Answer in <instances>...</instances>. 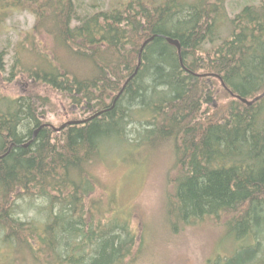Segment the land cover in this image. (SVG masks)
<instances>
[{"label": "trees", "instance_id": "obj_1", "mask_svg": "<svg viewBox=\"0 0 264 264\" xmlns=\"http://www.w3.org/2000/svg\"><path fill=\"white\" fill-rule=\"evenodd\" d=\"M224 1L128 0L77 17L74 0H0L34 17L36 59L28 68L18 56L9 72L24 73L33 90L0 94L3 264H138L146 222L119 217L107 188L90 195L101 182L90 167L146 162L157 148L173 155L168 231L211 217L250 245L207 264H264V96L250 105L234 96L249 101L264 90V0L227 17L223 36ZM41 86L84 119L99 114L54 130L42 120ZM17 199H40L43 217H18Z\"/></svg>", "mask_w": 264, "mask_h": 264}, {"label": "rangeland", "instance_id": "obj_2", "mask_svg": "<svg viewBox=\"0 0 264 264\" xmlns=\"http://www.w3.org/2000/svg\"><path fill=\"white\" fill-rule=\"evenodd\" d=\"M74 1L77 17H81L94 9L117 7L128 0ZM245 2L256 4L260 0L224 1V15L219 19L221 35L228 34L227 17L237 12ZM1 6L0 50L5 55L3 67L0 69V94L13 99L23 96L28 89L33 90L28 85L31 80H28L24 73L11 76L9 72L18 56L28 68H33L35 64L36 59L32 55L34 34L31 29L34 17L26 11ZM45 40V36L38 40L42 42L40 52L50 59L47 47L43 45ZM22 42L24 46L21 45ZM39 93L46 101L43 105L42 119L46 125L57 128L65 122L77 121L73 120L75 116L82 121L88 117L87 113H81L80 108L69 104V101L57 91L41 86ZM144 157L146 162L132 163L114 158L97 167L95 165L90 167V173L101 179L100 184L94 186L90 195H101L107 188L108 194L113 198L112 209L119 214V217L128 216L131 224L138 227L141 223V214L146 222L149 242H146V252L143 260L141 259L138 264H207L217 259L220 260L219 263H223L225 258L232 257L236 252L250 245L247 242L234 241L231 237L227 238L226 225L217 223L218 221L211 217L194 222L176 233L168 231L166 218L162 220V216L165 194L171 189L168 180L170 175L168 176L167 173L171 174L173 171L171 165L173 155L168 148H157L149 150ZM40 201L35 199L32 206H27V201L17 199L15 203L20 208L18 217L26 220L41 219L43 214L37 212ZM0 264H3L1 260Z\"/></svg>", "mask_w": 264, "mask_h": 264}, {"label": "water", "instance_id": "obj_3", "mask_svg": "<svg viewBox=\"0 0 264 264\" xmlns=\"http://www.w3.org/2000/svg\"><path fill=\"white\" fill-rule=\"evenodd\" d=\"M149 39H151V38H149ZM149 39L145 40V41L141 44V47H140V49H139V56H140V52L142 51L144 45L146 44V42H147ZM167 40H168L169 43H171L172 45H174L175 48L177 49V53H178V57H179V61L181 62V59H180V46H179L178 42H177L176 40H172V39H170L169 37L167 38ZM138 64H139V58H138ZM137 66H138V65H137ZM129 79H130V78H128V80H129ZM125 84H126V83H125ZM125 84H124V85H125ZM234 96H235L236 98L240 99L243 103H245V104H247V105H250V104H252L253 102L257 101L258 99H260L261 97L264 96V90H263V92H261L259 95L255 96L253 99H251V100H249V101L246 100V99H244V98H241V97H239V96H236V95H234ZM97 114H99V113H95V114H93L92 116H90L89 118H87V119H85V120H83V121H82V120H77V121H69V122H65V123L61 124V125H60L59 127H57V128H54L52 125H49V126L53 127L54 130L59 131V130H61L62 128H64L66 125L76 124V123H83L84 121H86V120H88V119H90V118L96 116ZM44 125H46V124H44ZM34 133H35V132H34Z\"/></svg>", "mask_w": 264, "mask_h": 264}, {"label": "bare ground", "instance_id": "obj_4", "mask_svg": "<svg viewBox=\"0 0 264 264\" xmlns=\"http://www.w3.org/2000/svg\"><path fill=\"white\" fill-rule=\"evenodd\" d=\"M130 78V77H129ZM130 80V79H129ZM126 83H127V81H126ZM123 90V89H122ZM119 94V93H118ZM121 94V93H120Z\"/></svg>", "mask_w": 264, "mask_h": 264}]
</instances>
